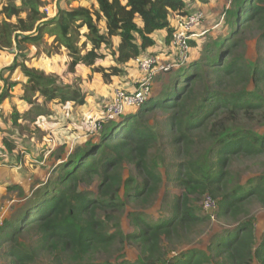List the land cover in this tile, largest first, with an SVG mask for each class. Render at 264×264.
Returning <instances> with one entry per match:
<instances>
[{"label":"trees","instance_id":"trees-1","mask_svg":"<svg viewBox=\"0 0 264 264\" xmlns=\"http://www.w3.org/2000/svg\"><path fill=\"white\" fill-rule=\"evenodd\" d=\"M189 1L195 0H94L90 7L58 8L48 17L44 0H22L26 14L21 17V8L7 0L0 8V50L15 41L40 44L48 34L53 38L48 54L63 49L69 71L82 64L110 82L155 44V31L165 30L169 45L175 29L171 16H186ZM224 12L225 32L209 38L199 60L168 72L170 82L136 110L104 121L98 132L90 133L89 126L85 142L63 157L57 176L43 183L15 217L3 220L0 259L5 264H42L44 257L47 264H213L215 259L217 264H249L253 258L264 264V234L254 248L249 214L253 201L264 207V172L241 183L232 169L242 158L261 157L264 166V128L257 127L264 126V0H232ZM248 33L263 50L253 63L242 51ZM108 56L113 63L99 62ZM18 66L27 77L24 93L38 92L61 109L69 102L84 103V94L55 76ZM155 110L163 111L165 120L149 122ZM21 117L15 110L13 123ZM255 119L257 125L247 123ZM164 137L179 161H170L174 169L163 174V159H156L153 150ZM6 145L11 147L9 141ZM127 166L136 174L125 177ZM164 177L181 189L171 198L168 215L152 222L143 213L125 211L127 204L150 205ZM95 181L97 194L80 188ZM206 195L216 200L218 215L237 222L235 229L214 235L206 250L169 253L204 220L192 198ZM126 212L134 225L129 231L121 227ZM25 237L28 243L22 246ZM125 244L137 245L136 260L122 259ZM118 257L122 260L114 261Z\"/></svg>","mask_w":264,"mask_h":264},{"label":"rangeland","instance_id":"rangeland-1","mask_svg":"<svg viewBox=\"0 0 264 264\" xmlns=\"http://www.w3.org/2000/svg\"><path fill=\"white\" fill-rule=\"evenodd\" d=\"M6 1L7 0H0V8ZM11 1L21 8L22 11L20 16L24 17L26 9L22 0ZM44 2L46 5L43 7V11L48 17H53L58 8L77 7L80 5L90 7L94 3V0H44ZM197 3L199 4L200 2L198 1ZM211 3L212 5L207 7L202 6L204 9L200 5V10L206 15L202 28L206 33L197 40L196 45L193 46L191 50L190 58L194 60H199L201 58L204 44L211 36L222 34L226 30L227 25L224 24V18L221 20V11L224 10L222 9L223 0H212ZM1 18H3V15H0V19ZM10 20L15 22L16 18L13 17ZM99 24L102 26L103 22ZM84 39V37H81L80 42ZM52 40L53 38L51 36L45 34L40 44L33 45L28 43H17L15 41L12 48L0 50V132L5 133L8 139L10 137L7 136V133L8 135L12 134L14 138H18L14 157L17 163L21 164L20 171H23L22 173L24 174H22L23 179H20V183L24 185L23 191H27V194H25L19 186H13V188L12 185L5 187L0 186V216H2L3 220L5 218L9 219L15 217L20 208L28 203L37 189L42 187L43 183L57 176L58 166L63 161V157L68 155L76 145H82L86 140V130L84 128L75 129L73 128L74 125L72 127L68 126L67 130L64 129V132L59 134L57 139L53 135L51 136L46 124L49 115L50 118H52L57 114L54 109V102L46 101L38 92L34 94L31 92L24 93V85L27 83V77L22 72L20 66L16 67V64L23 63L28 67H34L46 74L53 75L59 83L68 85L84 94L83 105L75 103L71 105L69 109L66 108L68 109L67 113L65 111L63 112H65L64 114H66L68 118H71L73 115L75 119L77 117L82 120L87 124V127L90 126V122L86 120L85 114L91 112V110L93 111L95 107H99L102 110L103 105L109 98L107 82L102 80L99 75L92 72L90 67L79 65L75 67L74 71H69L68 62L70 59L63 49L59 52L53 51L51 54H48L47 49L50 48ZM89 47L90 45L87 44L86 48ZM154 51L162 55L166 51V46H164L163 43H159V46H156ZM242 51L250 63H253L257 56L263 53L262 47H258L257 37L253 35V33H248L246 35L245 45ZM109 61L110 57L108 56L99 62L108 64ZM171 75L172 73H163L156 76L153 83V93L159 90L163 86V83L167 81L170 82ZM22 95L29 96L32 102L28 103L26 101L23 107L18 103L22 99ZM4 99H8L9 103L11 102L7 107L2 106ZM22 100L25 102L24 99ZM40 109H43V111L41 112ZM15 110L21 114L22 117L19 118L16 123H13L12 116ZM37 112H40L39 115H37ZM91 117L93 119V116ZM166 117L163 111L155 110L149 116V122H153V120H165ZM255 120L247 123L253 125L258 120L261 121L260 118ZM257 127L258 129L264 128V126L259 125ZM9 140H12V138ZM43 150L45 153L46 151H48V153L52 151L47 159H44L42 156L40 157L41 154L39 155V152ZM153 152H155L156 159L159 161L163 159V161L160 162V171L163 174L165 169H174L170 161H179L176 157L172 158L173 154L171 146L168 144V137L162 138ZM27 153H29V156H26ZM232 169L237 175V181L244 183L249 177L263 174V159L261 157L238 159L233 162ZM131 173L136 174L132 166L124 168L123 174L125 177ZM96 184L97 181L87 187L84 183H80V188H87L94 194H97ZM122 193L123 189L120 191L121 195H123ZM180 193L181 189L174 182H170L164 177L157 197L150 205L145 208H136L133 205L127 204L125 211L134 210L143 213L149 221L154 222L169 214V202L171 198ZM192 200L196 213L204 218V220L201 224L192 229L191 235L189 239L187 238V240L184 241L185 243L181 245L178 244L172 249L170 248L169 253L178 254L192 247L206 250L214 235L222 234L236 227V221L218 215V210L211 213L206 212L203 208L202 196H195ZM249 211L254 224V248H256L264 234V207L258 202L253 201L249 206ZM121 227L124 231L134 229V225L129 221L127 212L122 214ZM20 240L22 246L27 245L28 238H21ZM139 255L140 252L137 245L125 244L123 248V258H121L134 261ZM121 258L118 257L114 261H121ZM217 261H219V259L213 260V264H217ZM5 262L6 259H0V264H5ZM47 263H49V261L44 257L42 259V264ZM249 264H259V260L253 258Z\"/></svg>","mask_w":264,"mask_h":264},{"label":"built area","instance_id":"built-area-1","mask_svg":"<svg viewBox=\"0 0 264 264\" xmlns=\"http://www.w3.org/2000/svg\"><path fill=\"white\" fill-rule=\"evenodd\" d=\"M231 3L232 0H226L225 9L229 8ZM224 14L225 12H222L221 20L224 18ZM205 18V13L200 9L189 11L186 16L178 17L164 54L154 52L136 57L134 59L135 66L140 75L136 79L134 87L114 88L110 98L103 105L100 115L93 119L91 116L86 118L90 122L89 132H98L104 121L141 106L151 97L156 76L168 73L191 60V42H197L206 33L205 30H202ZM203 208L208 213L216 212V200L208 195L204 196ZM2 224L3 218L0 216V228Z\"/></svg>","mask_w":264,"mask_h":264},{"label":"crops","instance_id":"crops-1","mask_svg":"<svg viewBox=\"0 0 264 264\" xmlns=\"http://www.w3.org/2000/svg\"><path fill=\"white\" fill-rule=\"evenodd\" d=\"M211 1L212 0L208 1L207 3H203V2L199 1L200 2L199 4L197 3L198 0L189 1L188 5H187V9H188V11L201 9L202 6L207 7V6L212 5ZM202 3H203V5H202ZM200 5H201V7H200ZM225 8H226V0H223V8L222 9L225 10ZM224 10L221 11V14H222V12H224ZM177 19H178L177 16H171V20H170L171 24L175 25L177 22ZM152 38L154 39L155 44L153 46L149 47L148 49H146L145 50L146 53L157 52V51H154V49L156 46L157 47L159 46V43H163L164 46H166V31L165 30L155 31L152 34ZM113 40H114V44H116L117 38H113ZM111 63H113V61L110 58V61L108 62V64H111ZM108 64H105V65H108ZM79 65L82 66V64H79ZM79 65H77V66H79ZM84 67H87V66H84ZM124 70H125V72L122 75L115 76L112 78V80L110 82L106 83L107 87H108L107 91H108V97L109 98H110L114 88H116V87H126V88H133L134 87L135 81L140 75L138 69L135 66V60L131 59L130 61H128L124 65ZM96 74L99 75L100 78L102 79L100 74H98V73H96ZM152 93H153V91H152ZM10 103H9L8 99H4L2 106L7 107L8 105H10ZM18 103H20L24 107V103H26V101L24 102L21 99ZM73 104H75V103L74 102L67 103L68 109ZM54 109H55L57 114H56V116H54L52 118H50V115H49L48 119H53V120L47 119L46 125L49 128L51 136L53 135L56 139H57V136L59 134L64 132V129L67 130L68 126L72 127L74 125L73 128H75V129L84 128L85 130H87L89 128V126L87 127V124H85L82 120L78 119L77 117L75 119V116H73V115L71 116V118H68V116L66 114H64L65 112L66 113L68 112V109H66V108L61 109L60 107L55 106V105H54ZM79 109H81V108H79ZM63 111H65V112H63ZM100 112H101V108L95 107L93 109V111L91 110V112H87L85 114V117L87 118L88 116H93V118H95V117L99 116ZM68 119H71V120H68ZM60 123L61 124L64 123L65 127H61ZM5 135H6L5 133L0 132V186L5 187V186L12 185V188H13V186L14 187L19 186L20 189H22V191H23L24 185H22L20 183V179H23L22 174H24V173H22L23 171H20L21 164L17 163L16 158L14 157L16 146L18 143V141H17L18 138H16V137L14 138V136H12V134L8 135V133H7V136L10 137L9 139L12 138V140H9ZM85 136H86V133H85ZM8 140L10 142L11 147H8L6 145V141H8ZM11 143H13L14 145ZM47 153H48V151H46V153H45L43 150V151L39 152V155L41 154L40 157L42 156V157H44V159H47V157L52 153V151L49 152L48 154ZM26 156H29V153H27ZM23 192L25 194H27L26 190Z\"/></svg>","mask_w":264,"mask_h":264},{"label":"water","instance_id":"water-1","mask_svg":"<svg viewBox=\"0 0 264 264\" xmlns=\"http://www.w3.org/2000/svg\"><path fill=\"white\" fill-rule=\"evenodd\" d=\"M150 99V98H149Z\"/></svg>","mask_w":264,"mask_h":264}]
</instances>
